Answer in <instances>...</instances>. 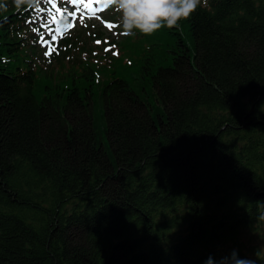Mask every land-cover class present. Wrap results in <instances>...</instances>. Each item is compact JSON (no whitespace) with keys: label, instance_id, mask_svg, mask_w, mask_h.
<instances>
[{"label":"trees","instance_id":"trees-1","mask_svg":"<svg viewBox=\"0 0 264 264\" xmlns=\"http://www.w3.org/2000/svg\"><path fill=\"white\" fill-rule=\"evenodd\" d=\"M0 4V264H264V0H207L67 87L18 67L32 14Z\"/></svg>","mask_w":264,"mask_h":264},{"label":"clouds","instance_id":"clouds-1","mask_svg":"<svg viewBox=\"0 0 264 264\" xmlns=\"http://www.w3.org/2000/svg\"><path fill=\"white\" fill-rule=\"evenodd\" d=\"M11 3L22 9L25 5H34L36 0H11ZM110 3L118 14L124 34L128 36L137 33L149 36L164 27L179 30L183 22L207 6V0H110ZM260 219L264 220V214Z\"/></svg>","mask_w":264,"mask_h":264},{"label":"rangeland","instance_id":"rangeland-1","mask_svg":"<svg viewBox=\"0 0 264 264\" xmlns=\"http://www.w3.org/2000/svg\"><path fill=\"white\" fill-rule=\"evenodd\" d=\"M96 2H101V4L104 5V2L102 0H97ZM88 8H91V9L94 8V3L90 4V6ZM100 9L101 8H99V7L95 8L96 13ZM96 13H94V14H87V21L93 22V23L101 26L102 28L106 29L107 31H110L111 29H113V28H111V29L105 28V27H107V25L105 23H103V19H100L99 16H97ZM79 24H80V21L78 22V26H79ZM101 27H99V29H102ZM33 56H34V61H35L36 65H40L42 59L45 56V53H44V51L42 49L36 48V49H34L33 51L30 52V55L28 56V58H31ZM97 63L100 66L102 65V62L100 61V59L97 61ZM24 66H26V65L24 64ZM79 71L80 70L78 68H72L71 69L70 66L66 65L65 66V69H64V73H61V75L62 74H65L67 76V78L66 79H63L60 76H56L53 81L55 83H62L63 86L67 87V86H69L73 82V80H74V77L73 76L76 75L77 73H79ZM38 78H39V81L47 82V80L44 78V74L43 73H40L38 75ZM263 230L264 229H261L257 233L250 232V233H247L245 235V238H246L247 241H249V239H252V241H254L255 243L258 244V246L252 245L251 248L252 249H257L260 252L261 251L264 252V235H263Z\"/></svg>","mask_w":264,"mask_h":264},{"label":"snow or ice","instance_id":"snow-or-ice-1","mask_svg":"<svg viewBox=\"0 0 264 264\" xmlns=\"http://www.w3.org/2000/svg\"><path fill=\"white\" fill-rule=\"evenodd\" d=\"M52 7H53V8H56L57 11H60V9L57 8V6H56L55 3H53Z\"/></svg>","mask_w":264,"mask_h":264}]
</instances>
